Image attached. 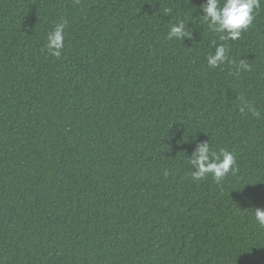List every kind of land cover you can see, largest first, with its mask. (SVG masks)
<instances>
[{
    "label": "trees",
    "instance_id": "16d2710c",
    "mask_svg": "<svg viewBox=\"0 0 264 264\" xmlns=\"http://www.w3.org/2000/svg\"><path fill=\"white\" fill-rule=\"evenodd\" d=\"M202 2L0 0V264H264V3L210 68ZM206 140L219 184L191 177Z\"/></svg>",
    "mask_w": 264,
    "mask_h": 264
},
{
    "label": "clouds",
    "instance_id": "9594fccd",
    "mask_svg": "<svg viewBox=\"0 0 264 264\" xmlns=\"http://www.w3.org/2000/svg\"><path fill=\"white\" fill-rule=\"evenodd\" d=\"M261 3H264V0H204L200 4L199 7L203 13L201 16L207 24L208 31L217 34V40L209 42L214 52L206 55L208 67L217 68L229 62L227 42L239 40L242 33L248 30L260 11ZM170 11L166 9V12ZM66 23L65 21L54 25L47 33V42L44 45L47 55L57 59L61 57ZM191 36L192 33L186 32L184 20H180L169 26L166 39L185 41ZM241 70H249V64L245 59H240L235 71L239 73ZM246 109L253 116H259V112L247 103L240 108L241 114H244ZM188 164L192 168L191 177L195 182L203 181L211 176L219 184L227 175L234 174L236 171L235 155L226 149L212 151L208 140L196 143ZM252 215L255 225L264 230V209L256 208Z\"/></svg>",
    "mask_w": 264,
    "mask_h": 264
}]
</instances>
